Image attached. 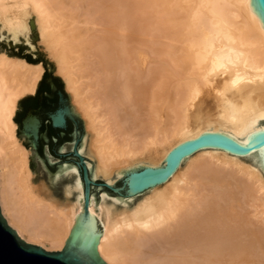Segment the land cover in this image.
I'll list each match as a JSON object with an SVG mask.
<instances>
[{
    "label": "bare ground",
    "instance_id": "1",
    "mask_svg": "<svg viewBox=\"0 0 264 264\" xmlns=\"http://www.w3.org/2000/svg\"><path fill=\"white\" fill-rule=\"evenodd\" d=\"M105 1L0 0V40L23 39L52 61L84 123L78 151L93 179L112 185L161 166L201 133L249 144L264 131V26L251 0ZM130 4L146 16L151 46L162 47L139 64L145 72L116 66L118 41L98 31L105 16L124 26ZM43 71L0 51V211L24 240L60 249L82 210L80 175L63 163L36 181L33 150L13 120ZM88 210L101 224L97 248L107 264H264V145L247 154L201 148L139 194L102 192L96 203L92 193Z\"/></svg>",
    "mask_w": 264,
    "mask_h": 264
},
{
    "label": "water",
    "instance_id": "2",
    "mask_svg": "<svg viewBox=\"0 0 264 264\" xmlns=\"http://www.w3.org/2000/svg\"><path fill=\"white\" fill-rule=\"evenodd\" d=\"M251 3L264 26V0H251ZM54 74L59 76L58 73ZM41 76L42 74L39 76V80ZM72 112L68 105L58 109L52 115L53 126H63L65 115L73 119V113H75L79 117L78 113ZM38 126L39 122L36 119L33 120L32 124L27 121L23 123L24 132L32 137L34 146L38 138ZM77 143L78 140L75 141L72 153L78 159L76 169L83 187L82 210L76 217L61 248L54 249L24 240L18 235L14 225L6 222L5 214L0 211V264H107L98 254L97 241L101 230L99 220L96 216H90L88 210L93 187L97 186L93 191L94 198L95 192L99 190H105V195L129 196L139 194L163 182L176 167L181 166L183 158L201 148L217 147L237 154H247L252 149H258L264 145V131L256 133L249 144L236 142L221 133H201L197 137L186 140L172 148L167 153L163 165L158 167L143 166L128 171L123 173L120 179L113 181L112 185L104 180L91 177V170L85 163V157L79 153L76 147ZM40 160L45 165L43 160Z\"/></svg>",
    "mask_w": 264,
    "mask_h": 264
},
{
    "label": "flooded vegetation",
    "instance_id": "3",
    "mask_svg": "<svg viewBox=\"0 0 264 264\" xmlns=\"http://www.w3.org/2000/svg\"><path fill=\"white\" fill-rule=\"evenodd\" d=\"M67 94L61 78L51 71L45 70L34 93L26 94L18 100L13 120L16 123V135L22 136L24 138L22 144L33 150V155L30 157V168L33 167L35 156L42 159L47 169L52 171L57 170L63 163L76 166L78 159L72 151L76 140H78L77 149L81 143L80 118L72 112L73 119L65 115L63 126L55 127L52 124V115L58 109L68 105ZM35 119L38 120L39 126L38 138L34 146L32 137L24 132L23 123L27 121L32 124ZM64 146H66L65 149ZM49 156L53 157L55 161L51 163ZM95 188L97 186L93 187L92 192Z\"/></svg>",
    "mask_w": 264,
    "mask_h": 264
},
{
    "label": "rangeland",
    "instance_id": "4",
    "mask_svg": "<svg viewBox=\"0 0 264 264\" xmlns=\"http://www.w3.org/2000/svg\"><path fill=\"white\" fill-rule=\"evenodd\" d=\"M110 1H112V0H106L105 1L106 6H107V4L108 5L110 4ZM111 6H108L107 8H110ZM126 10H127L126 14L128 15L127 17L129 18V21H126V22L124 21L125 22L124 26H122V24L120 25V23H123V22H120V23L116 22L117 23L116 25L110 24V23L108 24V20H106L108 17L106 18V16H105L104 17L105 19L103 18L104 23H102L100 26H98V31L99 32L100 31L101 32L102 31L103 32L108 31L107 33H109V36L111 37V39L112 40L116 39L118 41L116 43L117 48L114 47V49H113V50H115V52H117L115 54V57H116L115 59L117 61L114 62V64L116 66L119 63H122V66L126 65V67L127 66L130 67L132 72H134V71H135V73L138 71L139 72L140 71L145 72V70H142L140 68L139 64H142L145 62H150V61L153 62V59H152L153 54L151 53V51L154 50V48L160 49L161 45L158 44V45H155V47L151 46L150 35L148 34L147 31H144L147 28V26L145 28V24H147V20L145 19L146 16L141 18L139 16V14H137V11H135V9L132 8V4H130L128 9H126ZM140 18L143 19L144 23H142V21H139ZM31 32H32L31 33V40L34 44H37L36 30L32 29ZM4 34H6V33H4ZM120 43L121 44L123 43L121 45V47L118 45ZM145 45H147L148 47ZM151 47H152V49H151ZM2 50L8 52L11 55L21 56L23 58H26L27 56H29L31 59H35V60H37V62H41L43 64L44 71L49 70L52 73H54V65H53L52 61L46 56L45 52L41 49V47H38L35 51H31L29 49L28 45L23 42V39H21L20 42H18V43H14L12 40H7L6 38L1 39L0 40V51H2ZM142 51H144L148 55H146L145 53H143V55H142ZM144 54L146 55L147 58L144 56ZM149 58H150V60H149ZM143 72H141V73H143ZM121 79H123V78H121ZM120 80L118 79L119 82L116 80L118 82V84L121 82ZM135 94H139V93L137 92ZM139 95H141V94H139ZM67 97H68V105L70 106V108H72L71 100H70L68 94H67ZM135 97H136L135 99H140L141 96L136 95ZM16 109H17V107H16ZM72 111H73V109H72ZM80 120H81V127H82V136H83V134L85 133V128H84V123H83L81 118H80ZM17 137L21 140V142L24 139L22 136H19V135H17ZM39 159H37V156H35V158L33 160V167L31 168L32 171L34 172V175H35L34 179L36 181L40 178H44V173L46 170H49L50 173L56 171V170L52 171L50 169H47V167H46V169H40L39 168ZM61 187L62 186L60 183L58 185V189H60ZM57 192H59V190H57ZM102 192H105V190H103V191L99 190V191L95 192V202L96 203L99 201V196ZM92 193L94 195V192H92ZM100 229H101V224H100Z\"/></svg>",
    "mask_w": 264,
    "mask_h": 264
},
{
    "label": "trees",
    "instance_id": "5",
    "mask_svg": "<svg viewBox=\"0 0 264 264\" xmlns=\"http://www.w3.org/2000/svg\"><path fill=\"white\" fill-rule=\"evenodd\" d=\"M25 59L29 62H37V60L31 59L29 56H27Z\"/></svg>",
    "mask_w": 264,
    "mask_h": 264
}]
</instances>
